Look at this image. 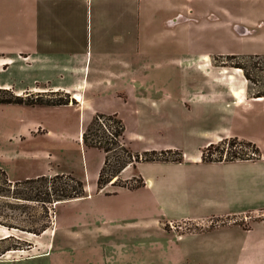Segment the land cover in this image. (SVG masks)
Returning a JSON list of instances; mask_svg holds the SVG:
<instances>
[{"label": "crops", "instance_id": "obj_1", "mask_svg": "<svg viewBox=\"0 0 264 264\" xmlns=\"http://www.w3.org/2000/svg\"><path fill=\"white\" fill-rule=\"evenodd\" d=\"M244 8L241 0H0V26L3 27L0 47L19 48L24 62L33 68L32 80L47 87L50 83L54 90L63 89L62 83L83 82V111L117 113L123 123L116 108L104 102L109 95L98 93L90 97L88 89L108 86L114 101L127 102L131 93L151 80L146 79V73L152 76L159 70L162 72L163 65L178 68L183 83L182 96L178 101H169L164 97L154 100L140 94L138 101L144 105L147 98L145 106L149 110L158 114V110L168 105L173 110L186 107L212 110L217 106L229 110L233 105L249 103L257 97L248 93L246 83V90L241 93V96L245 94V100H239L233 95L237 84L229 77H226L224 91L215 90V66L205 62H209L212 53L228 54V51H209L199 44L198 35L214 37L216 29L233 34L236 31L234 23L245 31L248 29L243 36L251 34L253 25L259 23L247 17ZM30 19H35V25L30 24ZM204 76L207 79L201 90L198 79ZM75 93L79 92H74L73 97L81 100V94L77 98ZM84 112L83 119L87 118ZM130 121V125L134 122L139 126L144 124L136 119ZM124 124L123 141L133 152L170 149L182 152L183 158L146 161L152 166L150 173L159 167V170L164 169L166 179L163 182H157V176H147V170L130 171L128 165L121 171L122 179L139 176L145 184L137 188L106 184L98 190L96 179L103 154L102 162L93 170L95 179L91 183L83 180L86 194L57 201L52 224L39 235L24 231L27 237L22 238L30 242L29 248L7 250L2 254L6 257L4 261L30 264L43 258L48 264H120V259L127 257L129 251L146 252L147 249L149 254L151 251L163 254L181 251L188 257L187 254L195 255L196 250L192 245L189 249L185 247L188 241L199 238L197 234L228 225L242 226L235 222L222 224L199 230L201 232L183 233L175 240L163 224L175 219L204 223L210 218L248 211L237 206L232 210V173L225 170V166L231 162L254 163L264 157L201 160V149L211 142L229 136L248 138L234 135L227 129H207L198 131L203 136L200 146L188 147L171 140H154L147 130ZM161 125L170 126L166 121ZM9 179L22 180L11 176ZM259 222V232H263L258 236L249 237L246 233L236 244H232V237H224L223 248L231 251L224 257H236L239 263L243 258L261 255L255 258V264H264V220ZM0 230L4 232L0 238L9 234L17 236L11 233L14 229ZM153 239L159 240L158 246L150 247ZM7 240L2 242L6 244ZM135 240L140 245L133 249L121 246ZM211 247L209 253L221 250L220 246ZM13 253H29V256L11 257ZM142 259V264H146V258Z\"/></svg>", "mask_w": 264, "mask_h": 264}, {"label": "rangeland", "instance_id": "obj_2", "mask_svg": "<svg viewBox=\"0 0 264 264\" xmlns=\"http://www.w3.org/2000/svg\"><path fill=\"white\" fill-rule=\"evenodd\" d=\"M241 1L243 6H245L243 10L245 15L259 23L258 25L251 24L253 25V32L251 34L243 36V32L246 33L248 29L245 31L244 27L234 23L233 30L237 32L235 31V33L230 34L227 30L216 29L214 32L216 39L212 36L202 38L204 36L198 35V42L202 46H206L205 48L211 52L225 49L228 53H258L256 55H240V58L223 59L228 64L226 67L218 65L221 63L220 58L217 60L213 59V56L225 53H212L210 54L209 62H205L206 65L215 66L213 67L215 69L213 79L217 92L225 90V87H227L226 77H229L232 82L237 84V88L233 90L237 93L233 95L238 99L240 98L239 100H245V94L241 96V93L245 92L246 83L249 94L258 89L264 90V0ZM29 22L35 25V19H30ZM2 31L3 27L0 26V42L3 40ZM185 34H187L186 31ZM249 35L252 36L249 37ZM24 61L19 48L16 49L11 47V45L9 47H0L1 89H9V91L22 96H33L40 92L48 93V91L54 90L49 86L50 83H48L47 87L46 84L43 85L32 80L34 78L33 68ZM237 61L246 65L251 80L244 78L242 69H232L235 67L231 66V64ZM229 73L233 75L228 76ZM236 78H240V80ZM146 79L151 80L144 82L141 89L136 90L134 94L131 93L127 102L123 100L120 102L114 101L112 91H108V86L96 90L88 89L87 94H91L90 97L97 96L98 93L100 96L109 95L110 97H107L104 102L116 108L124 123L127 124L126 126L130 125L131 119L139 120L144 124L139 126L134 122L130 126H135L139 130H147L154 140L162 142L171 140L178 142L182 146L197 147L203 141V136H200L198 131L216 128L221 130L227 129L234 133V135L248 138L247 140L255 143L254 145L258 149L255 150L251 146L245 147L244 145L240 147V144H236L232 150L240 152V156H244L249 160L263 159L264 97H260L258 100L253 99L249 103H238L233 105L229 110L218 106L212 110L189 109L187 107L181 110H173L168 105L167 108L163 107L160 111L158 110V114H156L145 106V102L148 101L147 98L144 105L138 101L140 94L150 96L154 100L164 97L165 100L178 101L182 96L181 87L183 83L181 82V74L178 73L176 66L163 65L162 72L159 70L153 73L152 76L146 73ZM206 79L207 76H204L203 79H198V82L201 81V90ZM211 83L213 84V82ZM62 84L65 86L63 89H59V91H62L61 95L68 92L73 97L74 92H79L81 100L77 99V103L70 102L68 105L37 104L32 106L0 103V167L7 172L8 178L11 176L17 179H24L39 174L62 172L72 173L88 183H91L95 179L93 170L102 162L103 152L98 148L85 147L81 141V133L93 114L91 111H85L87 118H82L84 112L83 82ZM0 95L7 96L8 93L0 91ZM165 121L170 125L169 127L161 125V122ZM168 154V158L159 160H173L175 156H180L179 159L183 158L180 151L177 153L179 156L176 153ZM218 154L214 152L213 157H217ZM138 162L129 164L130 171L135 170L138 172L141 170L144 172V170H147V176H157V182H160V180L163 182L166 179L164 169L159 170V167L154 173H150V169H152L150 164L144 161L141 165H137ZM226 164L225 170L232 173L231 208L233 210L237 206L240 209H248V211H244L238 215L210 218L204 223L188 219L167 220L164 222L163 227L168 232H172L174 235L173 239L175 240L177 237H181L183 233L196 232L233 222L239 223L245 229L238 225H228L211 230V232L197 234L198 236L200 235L199 238H196L193 242L188 241L189 245L187 247L184 246L186 249H189L192 245L193 249L196 250L195 255L187 254L188 257H185L181 251L178 254H175L176 251L174 253L167 252L168 254L151 251L149 254V249H147L146 252H141L140 250L136 252L129 251L127 257L120 259V264H142L144 262L143 257L146 258V264H255V258L261 255H254L248 259L243 258L239 263L236 257H224V255L231 251L223 248L225 245L223 239L224 237H232L236 241H233L232 244H236L240 237L245 236L246 233L250 237L258 236L263 232H259L261 226L259 220H264V204L262 203L264 202V160L254 163L231 162ZM131 166L133 167L131 168ZM159 173L164 174V176H160ZM13 202L23 203L15 201L12 198L0 196V222L27 225L32 219H37L34 224L41 223L47 219H53L55 205L49 204V215L45 217L42 214L41 204L38 202H25V212L22 211V207L12 208L11 203ZM255 206L260 207L255 209ZM0 228L8 232L5 230V227ZM2 233L4 232L0 230V234ZM11 233L17 236H14V239L7 240L6 244L0 241V249L13 243V241H17L16 244L20 246V249L25 250L29 248L28 244L30 242L22 238L27 237L24 231L14 229ZM200 238L202 240H199ZM135 245H140L138 240H135L131 244H121L123 248L131 249ZM154 245L158 246L159 240L153 239L150 247ZM211 246H220L221 250L209 253L208 249ZM203 249H206V251H202ZM12 255L11 257H14V255L25 257L29 256V253H13ZM0 257L2 260L0 264L23 263L4 261L6 257L3 255H0ZM30 264H48V262L42 258Z\"/></svg>", "mask_w": 264, "mask_h": 264}, {"label": "trees", "instance_id": "obj_3", "mask_svg": "<svg viewBox=\"0 0 264 264\" xmlns=\"http://www.w3.org/2000/svg\"><path fill=\"white\" fill-rule=\"evenodd\" d=\"M240 55L256 54H219L218 56H213V59L217 60L220 58L221 63L216 64L227 66L228 64L225 63V60L223 59L240 58ZM231 66L242 69L245 78L251 80L246 65L237 61L234 64H231ZM0 91L8 93L7 96L0 95V103L32 106L37 104L68 105L70 102L77 103V99L72 97L68 92L61 95L62 91L59 90H51L48 91V93L40 92L33 96L15 94L6 88H0ZM251 96L264 97V90L258 89L257 91L252 92ZM124 130L125 125L117 113L96 111L92 114L81 133V141L85 147L98 148L104 154L103 162L99 168L96 179L98 190L103 188L106 184H112L113 186L118 187L137 188L145 184V181L139 176L122 179L120 174L126 166L142 160L152 161L165 159L169 157L168 153L171 152L176 153V155L179 153L178 150L171 151L170 149L162 151L152 150L144 153L133 152L123 141ZM236 144H240V147L241 145H244L245 147L251 146L253 149L255 148V150H258L254 145L255 143L252 141L245 139L239 140L236 136L224 137L217 142H211L205 145L201 149V160L206 162L248 159L244 156H240V152L232 150L233 146ZM214 152L219 153L217 157H213ZM179 157L175 156L173 160H181ZM85 194L86 190L83 180L72 173L57 172L54 174H39L34 177L12 181L8 178L6 171L0 167V196L23 202L11 203L12 208L22 207L23 212H25L26 209L25 202H38L41 204L42 214L45 217H48L49 204L54 205L56 201L80 197ZM36 220L37 219H32L27 225L6 222H0V225L8 229H18L39 235L52 224V219H47L41 223L34 224ZM14 238L13 235H8L0 238V241H3L4 239L11 240ZM16 243L17 241H13V243L2 247L0 249V255L10 249H20V246Z\"/></svg>", "mask_w": 264, "mask_h": 264}, {"label": "bare ground", "instance_id": "obj_4", "mask_svg": "<svg viewBox=\"0 0 264 264\" xmlns=\"http://www.w3.org/2000/svg\"><path fill=\"white\" fill-rule=\"evenodd\" d=\"M236 93H237L236 91L233 92V94H236ZM75 97L79 98L80 97L79 93H75ZM258 99H260V97L256 98V100Z\"/></svg>", "mask_w": 264, "mask_h": 264}, {"label": "built area", "instance_id": "obj_5", "mask_svg": "<svg viewBox=\"0 0 264 264\" xmlns=\"http://www.w3.org/2000/svg\"><path fill=\"white\" fill-rule=\"evenodd\" d=\"M254 154V153H253Z\"/></svg>", "mask_w": 264, "mask_h": 264}]
</instances>
